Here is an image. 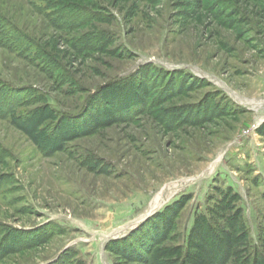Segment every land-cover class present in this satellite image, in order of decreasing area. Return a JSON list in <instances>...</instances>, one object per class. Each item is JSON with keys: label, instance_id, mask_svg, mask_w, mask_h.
<instances>
[{"label": "rangeland", "instance_id": "rangeland-1", "mask_svg": "<svg viewBox=\"0 0 264 264\" xmlns=\"http://www.w3.org/2000/svg\"><path fill=\"white\" fill-rule=\"evenodd\" d=\"M0 264H264V0H0Z\"/></svg>", "mask_w": 264, "mask_h": 264}, {"label": "bare ground", "instance_id": "bare-ground-1", "mask_svg": "<svg viewBox=\"0 0 264 264\" xmlns=\"http://www.w3.org/2000/svg\"><path fill=\"white\" fill-rule=\"evenodd\" d=\"M160 198V197H159ZM156 202H158V201H156ZM158 204V203H157ZM155 206H157V205H155Z\"/></svg>", "mask_w": 264, "mask_h": 264}]
</instances>
